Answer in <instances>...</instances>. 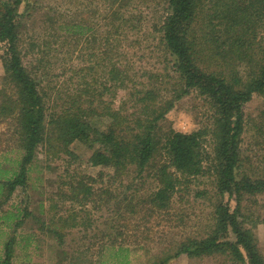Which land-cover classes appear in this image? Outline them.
Instances as JSON below:
<instances>
[{
    "label": "rangeland",
    "instance_id": "1",
    "mask_svg": "<svg viewBox=\"0 0 264 264\" xmlns=\"http://www.w3.org/2000/svg\"><path fill=\"white\" fill-rule=\"evenodd\" d=\"M236 1L238 4L241 0ZM250 1L243 0L252 11L264 10L260 9L264 0ZM223 3L201 0L199 18L190 29L199 38L200 59L214 71H220L222 61L207 50L201 38L212 30L208 14L225 8ZM20 10L26 15L19 50L24 65L39 82L47 121L67 109L77 113L87 110L84 120L90 119L103 129L115 126L122 135H134L140 130V121L146 123L142 91L156 90L157 99L150 109L158 111L181 93L183 96L157 122L156 130L164 135L163 143L172 131L201 130L207 157L205 174L188 175L171 164L161 144L153 158L156 167L167 165L182 181L167 206L155 208L149 198L161 187L155 168L137 175L133 163L123 171L93 165L90 159L95 148L91 140L75 138L65 144L53 127L49 134L53 142L38 148L27 184L4 201L8 187L3 181L8 174L13 177L14 170L20 171L23 148L16 114L0 116V241L7 237L2 230L16 233L13 263L168 264L181 256L177 264H193L195 258L188 253L174 256L178 246L189 237H204L217 229V205L227 197L219 192L215 167L217 107L200 90L187 94L180 90L173 56L162 42L161 26L169 13L167 0H25ZM256 15L252 19L254 33L246 35L244 51L253 59L242 57L235 69L228 71L230 77L236 75L241 81H246L261 63L264 24L259 25L264 21L257 22ZM219 21L215 17L213 23L218 25ZM231 41L226 47H232L236 55L237 40ZM3 56L0 45V93L15 96L17 87L6 76ZM116 72L125 77L126 86L121 85ZM108 103L120 117H126L125 121L114 125L117 121L110 114L92 111L94 107L101 111ZM245 116L241 169L254 178L264 177L263 93H256L247 103ZM231 206L235 208V200ZM239 212V219L253 230L264 255V192L246 193ZM20 218L24 220L14 230ZM24 231L36 236L25 237L28 246L21 236ZM221 237L229 239L232 234L224 237L223 233ZM198 259L197 264H235L222 253Z\"/></svg>",
    "mask_w": 264,
    "mask_h": 264
},
{
    "label": "trees",
    "instance_id": "2",
    "mask_svg": "<svg viewBox=\"0 0 264 264\" xmlns=\"http://www.w3.org/2000/svg\"><path fill=\"white\" fill-rule=\"evenodd\" d=\"M24 1L0 0V45L4 48V66L6 76L12 79L17 87L15 96L8 95L7 92L0 93V97L2 96L0 116L5 118L16 114V120L20 125L19 130L22 133L23 148L20 171L14 170L13 177L8 174L3 181L5 187H8V194L4 201L19 186L27 184V173L35 160L38 148L47 142L49 144L53 142L49 136L53 127L58 133V138L65 144L75 138L91 140V145L95 148L90 159L93 165L113 167L117 171H123L129 163H133L137 166V175H141L151 167L155 168L161 183V187L149 197L155 208L166 207L172 193L177 190V185L182 181L179 176L174 175V171L168 170L167 165L156 167L153 158L161 144L170 155L171 164L174 167L188 175L205 174L203 164L207 155L202 149L203 132L201 130L172 131L166 134L165 143H163L164 135L156 130L157 122L175 105L176 99L183 96L181 93H178L174 100H170L164 110L158 111L156 108L150 109L157 99L156 90L142 91L143 96L140 100L143 102L142 112L146 114L143 117L146 123L143 125L140 121L138 126L140 130H137L134 135L131 133L122 135L115 126L103 129L93 124L90 119L84 120L82 117L87 110L77 113L67 109L47 121L45 101L39 90V82L24 65L19 50L20 29L26 15L20 10V6ZM223 1L225 8H216L208 14L211 18L209 23L212 30L209 35L205 32L201 38L207 50L211 51L214 57H220L222 61L220 71L211 70L206 60L200 59L197 49L199 38H195L190 31L192 24L199 18L201 0H167L169 13L161 26L164 34L162 42L173 56V68L177 74V83H180V90L185 94L194 89L200 90L201 93L207 94L217 107L215 136L218 161L215 167L219 173V192L227 197L226 201H221L217 205V229L204 237H189L183 240L174 256L188 253L191 256L205 257L222 253L230 256L235 264H264V255L256 235L239 219L244 195L264 192V177L254 178L241 169L244 164L241 143L242 134L246 128L245 108L256 93L264 94V45L259 47L261 63L246 81H241L236 75L230 77L228 73L230 69H235V63L237 60H242V57L246 56L248 61L253 59L249 53H244L246 35L254 33L253 15L257 14L255 16L257 22L261 19L264 21V10L252 11L243 0L238 4L236 0ZM250 2L254 4L255 1ZM260 9H264V6ZM215 17L220 19L218 25L213 23ZM261 24L264 22L259 26ZM226 35L229 37L224 39ZM235 39L238 48L236 47V55H233V48L226 46ZM253 50L254 47L250 49V52L253 53ZM118 78L122 80L121 85L126 86L125 77L120 75ZM96 108L98 107L92 110L94 113L110 114L112 120L117 121L114 125H119L121 119L123 121L126 119V117H120L119 111H114L111 103L104 105L101 111ZM232 200L236 201L234 209L231 206ZM17 220L14 225L15 230L20 227L24 218ZM223 233L224 237H230L231 234L232 237L222 240ZM16 241L15 235L5 243L1 264H14Z\"/></svg>",
    "mask_w": 264,
    "mask_h": 264
},
{
    "label": "crops",
    "instance_id": "3",
    "mask_svg": "<svg viewBox=\"0 0 264 264\" xmlns=\"http://www.w3.org/2000/svg\"><path fill=\"white\" fill-rule=\"evenodd\" d=\"M14 230H15V228H14ZM3 234H7V237L5 238V240L4 241H0V243L2 244V247H1V249H0V257L2 256L1 255V252L4 250V246H5V243L7 242V240L9 239V238H11L12 236H14L16 233H14V231L13 232H10V231H1ZM21 236H22V238L25 240V237H36L35 236V234H31V235H29L28 233H26L25 231H24V233L23 234H21ZM26 241V240H25ZM25 245L26 246H28V243H27V241H26V243H25ZM191 256V255H190ZM189 256V257H190ZM181 256H179V257H177V259H175V260H172L170 263H168V264H177L178 263V260H180L179 258H180ZM195 259H194V262H193V264H197L198 262L197 261H199V259L198 258H202L203 256H200V257H198V256H193ZM197 258V259H196ZM197 260V261H196ZM192 264V263H191Z\"/></svg>",
    "mask_w": 264,
    "mask_h": 264
}]
</instances>
